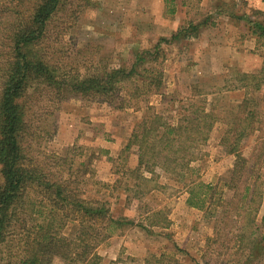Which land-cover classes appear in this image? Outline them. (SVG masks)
<instances>
[{"label":"rangeland","instance_id":"1","mask_svg":"<svg viewBox=\"0 0 264 264\" xmlns=\"http://www.w3.org/2000/svg\"><path fill=\"white\" fill-rule=\"evenodd\" d=\"M254 12L264 14V0L64 1L49 34L53 59L61 73L78 71L83 75L101 66L129 69L134 53L153 52L158 46L157 58H148L137 69L147 73L140 74L142 78L131 77L122 85L119 103L72 96L59 100L43 86L30 88L23 98L27 133L33 135L32 141L29 136L24 139L30 146V156L49 169L55 157L65 160L72 178L81 179L78 188L83 198L106 202L111 217L124 221L118 227L107 226L105 231L101 221L94 225L101 229V235L96 237L97 241L102 238L96 249L100 264H264V254L260 252L264 249V153L256 152L250 158L260 195L250 206L258 207L253 218L258 231L252 239L259 242L261 249L250 256L248 241L237 247L238 239L234 238L237 228L244 225L237 216L241 211L236 210L243 184H238L235 191L224 187L230 182L228 174L223 175L215 183L220 181L221 187L211 201L210 211H191L183 204L186 193L182 183L158 168L153 169V174L145 169L130 174L137 168V147L125 150L132 131L147 113V105L164 118L176 121L187 109V100H196V95H204L206 107L220 114L217 117L221 119L230 105L240 102L242 91L225 94L222 90L241 86L243 74L261 78L264 40L256 39L243 19ZM200 22L205 25L196 38L159 41H169L179 29ZM157 76L161 79V96L150 95L144 86L145 81ZM249 91L256 99V105L251 106L257 116L254 126L260 129L264 120V84L258 92ZM121 102L124 108L118 109ZM225 130V125L217 122L209 134V145L220 141ZM260 137L264 134L260 133ZM248 138L243 141L245 146ZM263 143L264 140L255 142L253 148L258 150ZM206 144L197 147L193 157L194 162L201 161L202 155L209 152L210 159L202 167L211 173L210 163L218 154L213 149L207 151ZM193 164L190 168L194 173L183 176V180L206 184L209 177L200 176V168ZM32 199L39 206L40 198L33 195ZM78 224L68 222L64 236L73 238ZM227 231L229 236L225 235ZM52 264L62 263L54 259Z\"/></svg>","mask_w":264,"mask_h":264},{"label":"trees","instance_id":"2","mask_svg":"<svg viewBox=\"0 0 264 264\" xmlns=\"http://www.w3.org/2000/svg\"><path fill=\"white\" fill-rule=\"evenodd\" d=\"M64 1L0 0V264H52L54 259H59L62 264H100L102 260L96 249L102 238L97 241L96 237L101 235V229H95L94 225L101 221L105 231L107 226L124 224L111 217L106 202L83 198L84 194L78 188L81 179L72 178L71 167L66 168L65 160L55 157L49 169L30 156V146L24 139L29 136L32 141L33 135L27 133L23 98L30 88L43 86L59 100L72 96L101 99L106 104L119 103L122 85L131 77L142 78L141 75L147 73L145 69H140V73L137 69L148 58H152L151 61L157 58L158 46L153 52L134 53V62L129 69L101 66L97 71L83 75L78 71L77 74L61 73L53 59L55 54L49 34ZM252 15L243 17L250 25L249 32L256 39L264 40V14L254 12ZM204 25L189 23L169 41H159L170 43L180 38H196ZM259 74L260 79L247 74L241 76L238 88L245 91V97L239 104L229 107L222 119L217 117L220 114L215 115L206 107L204 95L187 100V109L176 121L173 117L164 118L147 105L146 115L132 131L125 147V150L133 145L137 147V168L130 174L138 169L153 174L154 168L170 174L176 182L182 183L187 194L186 206L207 213L219 192L220 181L215 185L192 179L186 182L183 176L194 173L190 164L194 162L195 150L207 142L217 122L223 123L226 130L220 138V146L224 153L235 158L227 177L230 185L223 186L235 191L238 184L244 185L239 195L240 207L236 208L241 211L237 216L244 225L237 228L234 238L238 239L237 247L248 241L250 256L256 249L261 250L259 242L252 239L258 231L253 220L258 207L250 206L260 195L258 177L253 175L254 165L250 163L256 152L258 155L264 153V143L258 150L253 148L251 159L243 158L240 152L243 141L259 130L254 126L257 116L251 107L256 105V99L249 91L258 92L264 84V67ZM160 76L145 81L150 95L161 96ZM117 108L123 109L124 103ZM260 140L264 137L257 138L256 142ZM33 195L40 198L39 206L33 204ZM70 221L79 223L73 238L63 234ZM225 235L229 236L228 231ZM215 236L219 238L217 232ZM260 252L263 255L264 249Z\"/></svg>","mask_w":264,"mask_h":264},{"label":"crops","instance_id":"3","mask_svg":"<svg viewBox=\"0 0 264 264\" xmlns=\"http://www.w3.org/2000/svg\"><path fill=\"white\" fill-rule=\"evenodd\" d=\"M235 88H237V86ZM235 88H232V89L230 88V89H225V90L223 89L222 93L225 92V94L226 93L228 94V93H231V92H241L242 91L243 94H242V98L240 100V102H241L244 99V97H245V91L241 90L239 88H237V89H235ZM239 103H236V104H239ZM230 106H232V105H230ZM225 109H227V108H225ZM260 133L264 134V120H263V122L261 124V128L258 131L254 132L248 138V141H249V142H247L248 145L245 146V142H243L242 147H241V152H240L241 156L243 158L249 159L251 157V154H252V151H253V146H254V144H255V142H256V140H257V138H258ZM209 143L210 142L207 141V144L205 146V148H207V151L209 149H213L218 154V157H217L216 161L210 163L211 173L207 172V171L204 172L203 171V167H202V163L205 162L206 159L207 160L210 159L209 158V152L208 153L206 152L204 155H202L203 156V160L200 161V159L199 160L197 159V161L193 162L194 163L193 165L197 166V168H200V169H197V171L200 172V174H199L200 176H202V177L206 176L207 178L209 177L208 182L206 184L214 185L221 177H223V175L228 174L232 170L235 158H234V156L228 155V154L223 152V149L220 146V143H219L218 140L215 143H211L212 144L211 146L209 145ZM206 157H208V158H206ZM186 199H187V195L185 194L184 195V199H183V204H184V202L186 203ZM190 210L193 211L192 209H190Z\"/></svg>","mask_w":264,"mask_h":264}]
</instances>
